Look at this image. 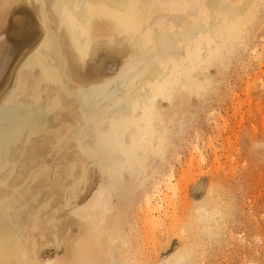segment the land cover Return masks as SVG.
<instances>
[{
	"label": "bare ground",
	"instance_id": "obj_1",
	"mask_svg": "<svg viewBox=\"0 0 264 264\" xmlns=\"http://www.w3.org/2000/svg\"><path fill=\"white\" fill-rule=\"evenodd\" d=\"M31 1L0 0V104L13 105L8 131L0 129V149L6 148L9 141L13 145L20 135L29 136L32 130L27 127L30 128L31 122L35 124L33 130L40 125L42 130H48L52 125L47 116L49 109L55 122L71 124L55 131L52 144L62 150L78 147L81 152L91 150L93 147L89 145L97 137L102 154L97 158L93 151L83 152L84 160L79 156L74 161V168L78 165L79 171L70 176L72 180L79 178L68 187L70 193L64 208L54 210L56 215L47 226H38L41 222L35 224V221V225L0 226V264H201L200 255L206 254L208 241H216L230 232L236 197L229 193L228 179L222 177L216 184L212 182L207 198L199 203L183 200L189 213L181 219L183 229H178V233L183 232L182 247L162 260L160 254L172 245L173 233H177L179 226L174 222L171 224L176 225L175 229L166 228V223L174 221L177 213L175 208L171 214L166 212L176 200L173 195L175 200L170 199L169 192L187 186L181 181L183 178L175 180L180 181L175 184L171 171L172 174H166L154 184L153 193L143 195L140 191L146 188V182L151 184L159 166L174 154L178 137L195 123L197 113L219 88V76L248 50L264 0H57L56 3L52 0L54 4L50 2L49 8L46 2L36 0L41 2L36 5ZM50 12L56 20L49 18ZM62 34L70 39L72 52L65 49L69 42L63 40ZM103 42L111 46L120 42L129 44L125 46L128 51L123 53V59L127 57V60L118 76L104 84L86 87L74 78L70 56L83 55L90 49L91 53ZM64 86L70 92L67 90L65 98H59ZM66 108L80 112V124L79 120L70 121L68 113L61 115ZM42 130L33 139L42 138ZM196 146L199 150V145ZM92 160L98 162L105 180L92 199L78 207L77 202L82 200L78 188L85 180L80 179L84 168L79 166H87ZM44 171L43 181L47 182L52 172ZM36 183L30 184V188L36 189L31 193L43 188ZM203 183L193 189L195 197L205 190ZM163 185L167 196L161 188ZM184 188L183 191L188 187ZM137 194L143 195L140 215L152 219L165 213L162 219L165 228L154 235L151 248L147 249L145 244L144 250L139 246L140 229L123 227L126 216H130L129 210L134 208L131 206L137 202H134ZM68 209L79 218L77 234L72 225L62 223L61 215ZM181 213L183 216L184 211ZM153 220L155 224L156 220L159 222L158 218ZM146 224L145 228L152 226ZM257 229L264 232V226L258 224Z\"/></svg>",
	"mask_w": 264,
	"mask_h": 264
},
{
	"label": "rangeland",
	"instance_id": "obj_2",
	"mask_svg": "<svg viewBox=\"0 0 264 264\" xmlns=\"http://www.w3.org/2000/svg\"><path fill=\"white\" fill-rule=\"evenodd\" d=\"M35 1L36 0H34V2ZM39 1H41L42 4L46 2L45 4H47V8L51 6L49 3L53 2L52 0H38V2ZM54 1L55 3L57 2V0ZM34 2L32 0L30 3L34 4ZM36 2V5L41 4V2ZM36 7L38 8L40 6ZM50 10L51 9H49V11ZM49 15L50 19H57L51 12ZM259 17L260 18L256 24L257 28L255 29V37L249 42L248 50L243 52L242 60L240 59L237 61V58L241 57L238 56L233 60L230 69L224 74L225 76L222 74L219 76L220 82L217 84L219 88H217L214 95L211 96L212 98H209L206 107H202V111L197 113L195 123L192 124V126L186 127L185 134L178 137L175 142L177 148L174 154L171 153L173 155H169L165 162L166 164H162L163 167L162 165L159 166V169L161 168V170L158 169V174L156 173L153 176L151 184L146 182L147 185L146 183L144 185L146 188H142V191H140L143 195L153 193L155 191L154 184L166 174H172L171 171H173L175 176L174 183H179L180 181L177 182L175 180L183 178L181 181H185V184L182 183V185L184 184L188 187L184 188L182 186L184 189L187 188V190L184 191L182 188L179 189L176 187V191L173 190L169 192L171 193L169 194V197L171 196L170 199L174 196L173 198L176 200L173 198L172 200H175L174 202L176 204L171 203L172 206L165 211L173 213V209L175 208V212H177L175 220L177 219V221H168V224L166 223V228H173L174 226L173 229H175L176 225H173L175 222L179 225L176 228V234L178 235L173 233L175 236H172V245L166 252H161V260L175 249H180V247H182L183 232L181 231L178 233V231H180L178 229H183V225L181 224L184 222L181 219H184V214L189 213L188 208L186 209L185 207H188V205L183 204V200L188 199L185 200V202L188 201L192 204L199 203L207 198L206 194L208 193L209 188L211 189L213 185L211 183L213 182L216 184L222 177H224L230 182L231 188H229V193L233 198L236 197L233 199L235 207L233 210L234 212L232 211L231 214L233 220L230 219L229 223L230 232L227 235L219 236L216 241L214 239L208 241V244L205 246V250L207 251L206 254L200 255L201 264H252L250 263L251 261H254L255 264L264 263V232L257 229L258 224L264 226V3L261 6ZM62 37L63 40L65 39L66 42H69V44L65 46V49L72 52L71 41L67 34H62ZM105 42L100 44L97 49H93L91 53H89L90 49L83 55L76 56L73 52V55L70 56V67L74 78L77 79V81H82L84 83L83 85L86 87L90 86V84H101L106 80L109 81L118 76L127 60V57L126 60L123 59V53L128 51V49H125L127 48L125 46H129V44L126 42H120L111 46V43L105 44ZM229 71L231 72L229 73ZM67 79L70 78L67 76ZM67 90L70 92L68 87L64 86L62 92L58 94V97L65 98ZM195 102L196 101H194V106L197 107L198 104ZM209 103H211V105ZM12 106L13 105L10 102L0 104V121H2L0 124L1 131H5L6 129L8 131L9 123L7 121ZM194 109L196 108L194 107ZM75 110L77 112L66 108V110L61 112V115L63 113V115L68 113V117H71V119H69L70 121L76 120L77 122V120H79L80 124L81 121L78 118L80 112L76 108ZM53 115L54 114L49 113L48 109L47 116L50 117L52 124L48 130H42L43 127L41 125L42 128L39 126L42 130V138L37 139V137L40 136L39 132H41L40 129H37L39 127L36 126L35 130H33L35 124L28 122L31 126L28 124L26 125L30 128L27 126L25 127L30 131L32 130L29 136L21 137L20 135L13 145L10 144L11 141H9L8 144H5V147L8 148V150L6 148L0 149V226L2 228H8L12 223L33 225L34 221L36 222L35 224L41 222L38 226H47L48 221L52 220L56 215V210L64 208L63 205L69 198L68 194L70 191L68 189L74 184L73 182L79 178L77 177L75 180L74 178L73 180L71 178V176L73 177V174L75 176L79 171L77 167L78 165L74 168V161H77L81 156L84 157V153L87 154L88 152L93 151L97 158H99V153L102 154V150L98 147V142H96L98 141L97 137H95L96 144L93 143V145H89L90 147H95V150H93V148L91 150L82 149V151L79 152L78 147L62 150L57 145L52 144L55 131L61 129L64 130V127L71 126L69 123L61 125L60 122H55ZM63 120L60 119L61 122ZM60 126L61 128L56 130ZM80 135L81 134L79 133V136ZM35 136H37L36 139H33ZM86 136H90V133L86 132ZM17 141L19 143L18 145L15 144ZM257 144L259 147L256 146V148L255 145ZM196 145H199L198 149L200 151L196 150L198 147ZM90 147H88V149ZM258 148H260V151ZM256 149H258V151H256ZM83 157H81V160H84ZM81 160H79V162ZM79 167L84 168L85 173V175L83 173L84 176L82 175L80 179L83 177L82 181L84 179L86 180L81 184L79 183L80 186L78 188V194L82 200L77 202V206L81 207L91 200L93 195L99 190L100 186L104 183L105 177L103 176L105 175L104 173L103 175L101 174L103 171L100 172V166L96 160L89 161L87 166L86 164H83ZM41 170L43 172H41ZM44 170H51V181H43L46 174V171ZM163 172H165V174H163ZM65 174L67 175L65 176ZM36 181V184H40L43 188H40V190L34 194L30 191L33 190V192H35L36 189L33 187L30 188V184ZM202 182L205 183H203L205 190H203L201 194L198 192L197 194H199V196L195 197L193 189L201 185ZM161 188L167 196L168 192L165 191L166 189L164 185ZM65 193L67 194L65 195ZM30 194L34 195L30 196ZM141 194L135 196L134 202H137L131 206L134 207L133 210H131L132 214L129 210L130 216L129 214L126 216L127 219H125L123 227H129V229L134 227L135 231L140 229L138 231L140 237V240L138 239L139 246L140 248L142 246L143 248L141 249L144 250V247L147 248L146 245H148L147 249L151 248L149 245L152 238L154 235L157 236V234L160 233V230L162 231L163 227L166 225L162 222L165 213L159 214L161 220L158 215L153 217L155 219L158 218L159 220V222L156 220V224L153 218L151 219L140 215V212L143 211L141 210V205L143 204V197H141L143 195ZM177 200L182 204L177 202ZM49 201L52 202L50 203V206L47 204ZM180 206L182 207L180 208ZM48 207L50 208L49 210ZM183 207L185 210H183ZM39 209H45L46 211H40ZM180 209L184 211L183 216L181 213L183 211ZM137 212L140 217L137 215ZM39 213L42 215L40 216ZM37 215L43 221H37L39 219ZM34 217H36V219H34ZM61 217H64L62 223L65 222L68 225H72L73 228L75 226V229L72 228V230H74V234H77L78 232H76V228L78 229L77 224H79V218H76V216L73 215V210H66ZM140 218H142L141 222L139 221ZM146 220H150L151 222L147 221L146 224ZM179 221H182V223ZM152 222H154V224H152ZM148 223H151L150 225L152 226H147ZM145 224L147 226L146 228L144 227ZM180 226L181 228H179ZM139 227H142L143 229ZM144 228L146 230H144ZM145 231L148 232H146L147 234L145 233V237L148 241H145L146 238H144ZM231 233L232 236L230 235ZM180 234H182V236ZM141 239H144L143 242ZM52 252L54 253L55 251ZM141 257L143 258V255Z\"/></svg>",
	"mask_w": 264,
	"mask_h": 264
}]
</instances>
